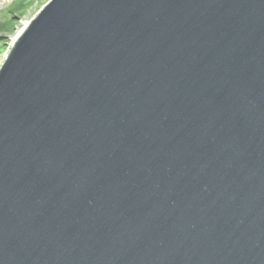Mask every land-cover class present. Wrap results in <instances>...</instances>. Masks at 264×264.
I'll use <instances>...</instances> for the list:
<instances>
[{
    "label": "water",
    "instance_id": "water-1",
    "mask_svg": "<svg viewBox=\"0 0 264 264\" xmlns=\"http://www.w3.org/2000/svg\"><path fill=\"white\" fill-rule=\"evenodd\" d=\"M0 264H264V0H49L0 66Z\"/></svg>",
    "mask_w": 264,
    "mask_h": 264
},
{
    "label": "rangeland",
    "instance_id": "rangeland-1",
    "mask_svg": "<svg viewBox=\"0 0 264 264\" xmlns=\"http://www.w3.org/2000/svg\"><path fill=\"white\" fill-rule=\"evenodd\" d=\"M49 0H0V66L6 60L14 37L30 23Z\"/></svg>",
    "mask_w": 264,
    "mask_h": 264
},
{
    "label": "bare ground",
    "instance_id": "bare-ground-1",
    "mask_svg": "<svg viewBox=\"0 0 264 264\" xmlns=\"http://www.w3.org/2000/svg\"><path fill=\"white\" fill-rule=\"evenodd\" d=\"M28 25H29L28 22H26V23H24L23 25H21V27L19 28L18 33L15 35V37H16L18 34L22 33L23 30H24ZM15 37H14V39H15Z\"/></svg>",
    "mask_w": 264,
    "mask_h": 264
},
{
    "label": "trees",
    "instance_id": "trees-1",
    "mask_svg": "<svg viewBox=\"0 0 264 264\" xmlns=\"http://www.w3.org/2000/svg\"><path fill=\"white\" fill-rule=\"evenodd\" d=\"M0 27H2V26L0 25Z\"/></svg>",
    "mask_w": 264,
    "mask_h": 264
}]
</instances>
